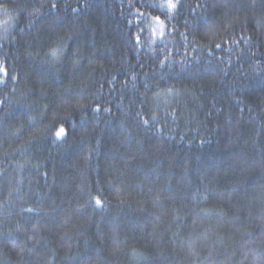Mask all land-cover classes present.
<instances>
[{
	"label": "trees",
	"instance_id": "obj_1",
	"mask_svg": "<svg viewBox=\"0 0 264 264\" xmlns=\"http://www.w3.org/2000/svg\"><path fill=\"white\" fill-rule=\"evenodd\" d=\"M0 264H264V0H0Z\"/></svg>",
	"mask_w": 264,
	"mask_h": 264
},
{
	"label": "snow or ice",
	"instance_id": "obj_2",
	"mask_svg": "<svg viewBox=\"0 0 264 264\" xmlns=\"http://www.w3.org/2000/svg\"><path fill=\"white\" fill-rule=\"evenodd\" d=\"M172 6H174V5H172ZM52 7H55V4H53V5H52ZM62 132H63V130H61V133H62ZM96 202H97V204H99V203H100V201H99V200H97Z\"/></svg>",
	"mask_w": 264,
	"mask_h": 264
}]
</instances>
